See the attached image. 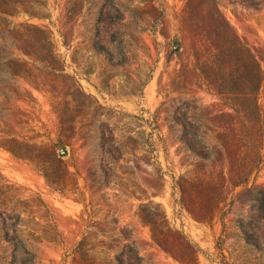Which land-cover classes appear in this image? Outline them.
<instances>
[{
  "label": "rangeland",
  "instance_id": "374dc122",
  "mask_svg": "<svg viewBox=\"0 0 264 264\" xmlns=\"http://www.w3.org/2000/svg\"><path fill=\"white\" fill-rule=\"evenodd\" d=\"M190 1L0 0L3 88L10 61L26 78L16 79L22 99L5 131L53 147L68 166L66 191H56L33 164L0 148V190L8 186L39 264H85L74 253L83 239L110 264L106 246L126 244L123 232L148 264H189L191 246L198 264H264L236 226L251 212L246 189L264 187V165L239 187L234 168L239 152L252 163L263 149L259 128L197 70L215 46L212 34L202 42L201 28L211 33L219 10L264 71V9ZM174 124L201 126L212 161L192 156ZM206 196L221 205L213 222L200 223L192 214ZM5 257L0 247V264Z\"/></svg>",
  "mask_w": 264,
  "mask_h": 264
},
{
  "label": "trees",
  "instance_id": "16d2710c",
  "mask_svg": "<svg viewBox=\"0 0 264 264\" xmlns=\"http://www.w3.org/2000/svg\"><path fill=\"white\" fill-rule=\"evenodd\" d=\"M223 1L248 10L261 11L264 9V6L261 7L259 3L252 1ZM220 2L221 0H204V4L209 3L218 9ZM191 4L192 0L189 2L188 8ZM223 26L228 31H225ZM209 28L211 33L208 32V34H205L206 30L201 28L202 42L208 43L212 34L215 38V42L213 41L215 46L211 47L207 61H202L197 66V70L205 85L213 88L218 95L228 100L230 109L236 113L238 118H246L259 128L258 133L263 143V149L256 147L255 161L252 163L248 162V158L241 152L237 154L241 160L234 165L235 174L239 175L236 186H248L253 175L259 174L264 165V71L251 51L233 33L219 10L217 13L211 14ZM96 51L105 57L112 55L101 45H96ZM19 66L22 65L16 61L8 63L6 71L8 82L5 88H3V72L0 68V148L17 160L33 164L53 189L64 192L67 184L60 175L67 172L68 166L61 159H57L53 147L45 144H30L26 140L10 136V132L5 131L8 126L6 120L12 110L13 103L22 99L17 89L16 79L25 77L20 70H17ZM173 130L177 141L192 156L203 162L212 161L214 154L204 141L201 126L174 124ZM5 188L0 190V247L4 248L6 255L3 262L4 264H39L38 255L23 236L26 221L18 212L17 207L11 206L14 202L8 197V186ZM246 192L250 194L248 202L251 212L238 218L236 226L246 247L264 255V187L247 188ZM206 200H208L209 207L204 204L203 210L199 209L192 214L197 222H213L216 212L220 209L221 199L219 196L209 199L206 196ZM123 237L127 241L126 244L121 245L119 240H113L110 245L106 246L109 252L114 251L115 253L110 264H148L139 252L137 241L124 232ZM154 238L157 239L155 234ZM87 241V239L80 241L74 253L79 255L85 264H100L99 257L94 255L99 245L94 244L93 247L88 248ZM191 248L194 253L183 254V259L189 264H198L195 257L197 251L194 246Z\"/></svg>",
  "mask_w": 264,
  "mask_h": 264
},
{
  "label": "water",
  "instance_id": "95a60500",
  "mask_svg": "<svg viewBox=\"0 0 264 264\" xmlns=\"http://www.w3.org/2000/svg\"><path fill=\"white\" fill-rule=\"evenodd\" d=\"M63 154H66V151H64Z\"/></svg>",
  "mask_w": 264,
  "mask_h": 264
}]
</instances>
